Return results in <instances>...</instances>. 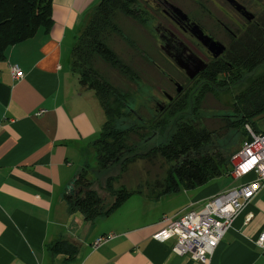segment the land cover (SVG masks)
I'll return each instance as SVG.
<instances>
[{
    "label": "crops",
    "instance_id": "0c3cea01",
    "mask_svg": "<svg viewBox=\"0 0 264 264\" xmlns=\"http://www.w3.org/2000/svg\"><path fill=\"white\" fill-rule=\"evenodd\" d=\"M98 2L53 0L51 28L10 47L0 60V264H198L172 252L175 238L159 242L152 235L165 226L163 217L199 209L252 175H227L229 186L220 188L217 178L158 200L147 194L139 199L141 210L124 211V202L91 222L71 211L67 187L75 180L80 193L76 181L105 122L94 94L70 70L72 48ZM12 66L23 72L21 79L12 78ZM39 110L44 112L37 115ZM262 231L264 187L236 217L209 264H264L255 245ZM107 234L115 236L93 246ZM57 241L75 246L76 256L52 254Z\"/></svg>",
    "mask_w": 264,
    "mask_h": 264
},
{
    "label": "trees",
    "instance_id": "16d2710c",
    "mask_svg": "<svg viewBox=\"0 0 264 264\" xmlns=\"http://www.w3.org/2000/svg\"><path fill=\"white\" fill-rule=\"evenodd\" d=\"M52 3L53 0H0V60L10 47L34 37L40 29L48 31L51 28ZM117 12L134 20H143L146 16L138 0H99L91 9L71 52V72L76 75L82 89L93 92L105 115L102 131L92 143L97 162L95 171L98 174L106 173L120 165L123 174L128 166L137 161L154 164L162 160L169 167L163 180H156L150 188L149 197L154 200L227 176L231 169L230 158L235 152L230 154L221 145H214V137L219 130L226 133L239 129L243 133V141L249 138L246 126L256 134L264 133L255 121L258 117H264V71L249 79L254 71L264 65V11L259 35L249 29L230 48L226 62L209 65L201 73L205 88L200 96L205 95L214 84L228 85L227 79H218L220 74H226L232 83L246 80L245 90L235 97V120L231 117L222 119L224 125L218 129H210L197 116L201 97L196 98L191 115H183L188 108L187 94L158 114L154 115L151 111V121L139 123L128 119L133 115L141 117L135 109L136 102L132 95L97 70V61L100 60L127 83L143 86L144 82L132 63L126 62L109 44L111 33L123 36L114 23ZM131 105L133 109L129 108ZM140 108L143 106L139 105ZM121 119L129 120L127 127H116ZM166 129H169V134L163 141L142 152L149 140L146 138L149 131L163 135ZM94 180L87 177V170L82 171L76 181L80 193L68 199L71 211L80 213L86 222L108 217L132 195L142 193L139 189L130 191L123 185L114 189L116 177L109 176L106 192L113 200L105 206L104 198L93 188ZM50 251L52 254H65L68 259L77 254V248L65 241L55 242L50 246Z\"/></svg>",
    "mask_w": 264,
    "mask_h": 264
},
{
    "label": "rangeland",
    "instance_id": "374dc122",
    "mask_svg": "<svg viewBox=\"0 0 264 264\" xmlns=\"http://www.w3.org/2000/svg\"><path fill=\"white\" fill-rule=\"evenodd\" d=\"M138 1L142 12L146 13V16H144L143 20H134L117 12L114 23L121 30L123 36L111 33L112 36L109 44L126 62L130 61L132 63V66L140 74L144 82L143 86L127 83L125 79L121 78L102 61H97V70L114 81L116 86L125 91H129L133 97V101L136 102L135 109H137L141 117H135L133 115L128 119L139 123L146 120L151 121L149 119L151 111L154 115L156 113L158 114L159 111H163L167 106L181 98L184 94H187L189 97L188 108L183 115H191L196 98L201 97L197 116L202 118L203 123L210 129H218L224 125V122L221 121L222 119L231 117L232 120H235L233 117L235 97L241 91L245 90L246 85L244 83L246 80L244 79L243 83H232L227 75H220L218 79H227L229 81L228 85L222 86L219 83L214 84L205 95L202 94L203 96H200L205 88L204 81L200 77L188 79L184 72L166 56L160 48L163 43L160 41L159 34L156 33L155 28L159 24L167 27L173 33L177 34L197 56H204L207 53L206 49L191 37L189 33H184L178 25L167 20L160 10L154 9L151 5V1L154 0ZM168 1L186 13L190 20L198 24L206 34H210L221 42L225 39L226 34L223 28L220 27L219 21L227 25L235 22L236 24L231 25V28L234 29H238L239 24L242 23L241 18L234 16L235 14L224 0ZM237 1L247 5L252 13L264 11V0ZM227 16H229V20ZM263 71L264 65L254 71L251 75L252 77H249V79L261 75ZM174 82L182 86L180 93H176ZM88 91L93 94L92 91ZM171 98L172 100L169 101ZM139 105H142L143 108L139 109ZM129 108L133 109V106L131 105ZM103 117L105 121L104 112ZM129 120L121 119L116 124V127H127ZM255 121L258 127L261 128L260 131L263 132L264 117H258ZM223 133L222 130H219V133L215 135L214 145H221L230 154L237 152L243 143V133L241 130H230L229 132ZM168 134L169 129H166L163 135H159L154 130L149 131L146 134V138L149 140L145 144L144 149H141L142 152L147 151L155 144L163 141ZM86 158L89 164L86 169L87 177L89 179L95 178L93 188L104 198L105 206H108L113 200V197L106 192V180L109 176L116 177V180L113 181L114 189H118L123 185L130 191L136 189L141 190V194L136 193L125 201L123 210L130 212H135L143 208L145 204L139 199L146 198L156 180H163L166 170L169 167L162 160H157L154 164L140 160L128 166L126 173L122 174L120 165H116L108 172L98 174L95 171L97 169L95 153H88ZM215 181H217L216 183L220 188L233 183L226 176H222ZM138 201L140 202L138 203Z\"/></svg>",
    "mask_w": 264,
    "mask_h": 264
},
{
    "label": "built area",
    "instance_id": "2783aa9c",
    "mask_svg": "<svg viewBox=\"0 0 264 264\" xmlns=\"http://www.w3.org/2000/svg\"><path fill=\"white\" fill-rule=\"evenodd\" d=\"M13 79H21L23 72L16 66L10 69ZM44 111L39 110L37 115ZM249 138L230 158L228 173L234 180L249 181L231 187L207 199L199 209H191L174 217H163L165 226L152 235V239L165 242L175 238L172 252L178 256H189L198 264H209L222 237L232 228V224L252 198L264 187V133L256 134L246 126ZM115 235L107 234L93 243L98 247L107 243ZM264 253V231L255 241Z\"/></svg>",
    "mask_w": 264,
    "mask_h": 264
},
{
    "label": "flooded vegetation",
    "instance_id": "af4514ba",
    "mask_svg": "<svg viewBox=\"0 0 264 264\" xmlns=\"http://www.w3.org/2000/svg\"><path fill=\"white\" fill-rule=\"evenodd\" d=\"M166 1L169 2L168 0H166ZM224 1L230 6L231 10L235 14L234 16L241 18L242 23L239 24L238 29H234V28H231V25L232 24L234 25L235 22H232V24L227 25V24H224L221 21H219L218 23L221 25L220 27L223 28V30H224V32L226 34V37H224L225 39L223 40V42L219 41L215 37H212L210 34H206L203 31L204 34L210 36L213 40H215L217 42H220V43H222L225 46L224 53L221 54L217 58L213 57L212 54L210 52H208L207 50H206L207 53L204 56H198L202 61H204L206 63L207 68H208L209 65H212L214 63L224 62V61L226 62L227 53L230 50V48L233 45H235V43L238 42V40L240 39V37H242L249 29L250 30L251 29L255 30V32L258 35L261 32L260 20H261V17H262V11H259L258 13H252V11L250 10V8L247 5H245L243 3H240V2L239 3L241 5H243V9L240 10V11H238L236 9V7L231 6L226 0H224ZM169 3L172 4L171 2H169ZM151 5L153 6L154 9L160 10L167 20H169L170 22H173L176 25H178L179 28L184 33H189V35L191 37H193L192 34L190 33L189 29L187 28V25L188 24L185 25V23H183V21H180L179 18L176 17V15L172 12L171 8L165 3V0H154V1H151ZM172 5H174V4H172ZM174 6H176V5H174ZM247 12H249V13H251L253 15V18L251 20H248L247 17H246L247 16ZM227 18L229 20V16H227ZM188 19H189V21H188L189 24L195 23V22L191 21L189 17H188ZM155 31H156V33L159 34V39L163 43V45H161V47H160L161 50H162V46H164V47L167 48V50L170 53V55H172V56L173 55H179V56H181V58L183 60H186L188 58V54L194 53L193 50L182 39H180V37H178L177 34L173 33L170 29H168L167 27L163 26L162 24L161 25L159 24V26L155 28ZM166 56L169 57L174 62L173 58H171L167 54H166ZM201 73H199L195 78L200 77L201 76ZM220 75H226V74H220ZM195 78H193V79H195ZM175 84H176V82H174V85ZM171 100H172V98L169 99V101H171Z\"/></svg>",
    "mask_w": 264,
    "mask_h": 264
},
{
    "label": "water",
    "instance_id": "95a60500",
    "mask_svg": "<svg viewBox=\"0 0 264 264\" xmlns=\"http://www.w3.org/2000/svg\"><path fill=\"white\" fill-rule=\"evenodd\" d=\"M231 6L236 7L238 11L243 9V5H241L236 0H226ZM165 3L171 8L172 12L176 15L177 18H179L180 21H183L185 25H187V28L189 29L192 36L199 42L200 45H202L208 52L212 54L213 57L217 58L225 51V46L213 40L210 36L204 34L203 30L195 23L189 24L188 16L186 13H184L181 9L178 7L170 4L165 0ZM247 19L251 20L253 18V15L249 12H247ZM162 50L171 58H173L174 63L176 66L184 71L185 75L189 79L195 78L199 73L203 72L207 65L204 61H202L198 56H196L194 53L188 54V58L186 60H183L181 56L179 55H170L167 48L162 46ZM176 86V92L180 93L182 91V86L178 83L175 84ZM74 183L75 180H73L69 186L67 187L68 195L71 197H74L77 195V193L74 191Z\"/></svg>",
    "mask_w": 264,
    "mask_h": 264
}]
</instances>
